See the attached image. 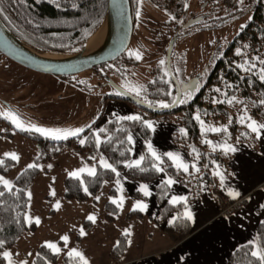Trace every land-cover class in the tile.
<instances>
[{"label":"trees","instance_id":"16d2710c","mask_svg":"<svg viewBox=\"0 0 264 264\" xmlns=\"http://www.w3.org/2000/svg\"><path fill=\"white\" fill-rule=\"evenodd\" d=\"M220 2L221 7L217 11H215L217 7H214V3L208 2V12L217 16L212 21L208 20L205 23L206 28L217 27L239 15L245 16L242 24L245 27L241 29L240 26L227 40L214 45L207 57L206 77L200 89L196 94L192 93L191 99L187 103H177L166 111H152L146 108L140 109L122 96L106 95L103 101L105 102L107 99L122 100L128 106L140 109L137 115L141 116L142 120L152 118L166 121L177 125L181 130L183 129V132L171 135V141L183 152L189 162H194L197 165L199 171L182 174L164 156H161L163 162L160 166L164 168L167 175L187 186L186 200L192 199L198 194L199 182L204 181L218 208L222 209L230 205V211L238 208L243 203V199L233 204H231L232 200H223L218 195L216 181L212 175L214 165L223 166L229 158V154L209 147L204 141L207 138H218L234 143L251 142L253 136L246 127L247 121L241 123L240 117L246 115L252 120L264 123V104L261 103L264 101V81L259 78V69L264 65H261L258 60H253L254 57H259V60L264 61V4L262 0H243V3L240 0H220ZM181 4L182 0H175L176 14L180 10ZM0 7L5 9L4 15L9 17L8 20H4L0 16V20L14 36L33 48L51 53L67 54L78 50L86 37L99 24L105 9V0H0ZM237 49L240 50L239 54ZM124 58L123 52L116 60ZM246 61L256 64V67L251 70L241 68L240 65H245ZM150 84L152 85L149 87L148 93L150 92L149 95L153 97L149 103L156 104L152 102L155 101L159 105L161 101L169 104L172 102V96L168 95V87L163 84V81L161 84H157L156 81ZM217 88L221 91L216 92ZM224 93H227V98L235 96L237 102L232 104L215 103L214 100L224 101L226 99ZM99 112L102 113V110ZM197 114L200 115L199 121L195 119ZM97 117L88 124L91 125L90 129L84 127L85 132L80 135V139L86 138L83 145L80 144V139L77 140L78 137L55 140L35 131L13 129L36 143V154L31 163H45L50 158L67 151L79 153L85 161H89L90 157L98 152L116 167L117 172L122 173L128 179L136 181L155 179L157 171L153 164L159 162L155 161L145 150H142L141 155L145 157L141 163V167L146 169L145 171L126 166L129 157L127 134L135 130L142 141H145L149 136L146 125L142 121L118 120L116 116L107 115L101 123L95 126ZM200 121L204 122V127L227 126V132H204ZM0 126L12 128V125L1 117ZM101 128L105 129L103 133H100L104 142L98 149L93 133L98 132ZM2 134L9 137L6 132ZM38 156L39 158H37ZM0 158H4V156ZM4 159L5 164L0 166V175H5L13 165L12 160ZM94 166L97 170L95 176L81 174V179L88 187V193L91 194L83 191L80 179L65 176L62 179V197L64 199L83 201L90 198L93 201V196L103 181L110 182L107 193L109 196H113L115 173L103 169L97 164ZM37 172L38 168L28 169L27 166L19 170L11 180L12 192H8L0 185V191L5 193L0 197V240L4 241L3 246H0V251L9 248L22 232L33 229V224L26 223L24 219L27 201L25 189ZM166 188L165 182H158L154 186V196L159 210L153 220L160 225L162 233L168 240L171 243H176L188 234L190 227L187 219L180 213L181 202L169 204L163 200ZM103 210L104 219L111 222L117 211L116 205L111 201H105ZM170 212L174 213L173 218L166 222L165 217ZM124 217L126 219L138 218L140 212L129 210L124 214ZM81 227L86 231L89 227L88 222L83 220ZM253 242L255 243L246 242L233 248L227 255V264H257V260L251 256V252L257 246L264 247V219L258 221L254 226ZM125 243V233H120L115 237V242L108 251V258L112 264L120 262V255L124 250ZM58 247L61 249V243H58ZM57 256V253L52 252L43 244H39L35 247L34 256L28 264L52 263ZM59 261L60 264H81L76 257L69 256L67 253H61ZM0 264H4L1 256Z\"/></svg>","mask_w":264,"mask_h":264},{"label":"crops","instance_id":"0c3cea01","mask_svg":"<svg viewBox=\"0 0 264 264\" xmlns=\"http://www.w3.org/2000/svg\"><path fill=\"white\" fill-rule=\"evenodd\" d=\"M262 2L264 4V0ZM104 104L107 108L104 110L103 118L107 117L106 115L118 117L138 114L137 110L131 108L122 100L107 99ZM126 111H130V114ZM145 120L152 121L153 128H148L149 136L145 141H142L137 131L129 132L133 136L134 143L129 145L131 151H129L126 163L138 159L142 155V150L151 155L148 152V143L150 142L157 154L167 158L174 167V162L164 153H179L182 160L189 165V171H195V168L192 167L195 163L189 162L170 138L171 135L181 132V128L166 121L152 118H146L142 121ZM246 127L253 136L251 142L234 143L218 138L205 139V141L210 142L206 143L209 147L229 154V158L223 166L214 165L212 175L216 181L218 195L223 200H232L231 204H233L243 199V203L234 210L229 211L230 205L222 209L218 208L204 181L199 182L198 194L192 199L186 200L187 186L165 172H157L156 178L150 181L128 179L119 172V177L114 174L113 196H109L107 193L110 182L106 181L105 183L103 181L93 196V201L90 198L83 201L64 199L62 197L63 177L69 176L68 173L71 171L92 167L95 164L99 165L101 154L98 152H95L89 161H85L81 154L68 151L50 158L45 163H40L41 167L38 168L37 174L27 185L25 193L38 179L37 188H42L41 196L47 197L49 195L45 189L51 184V181L54 179L59 182L63 200L60 202L61 207L57 209L56 214L52 208H49L52 211L51 214H46L55 217L59 225L55 228H59L60 232L64 233L63 235H68L69 240L72 242L70 250L75 248L82 252L89 264H109L104 253L113 244L116 235L125 233L126 229H130L131 236L126 235V244L120 256L119 264H227V255L233 248L242 243L253 242L254 226L258 221L264 219V130H261L258 137L256 133L251 132L247 123ZM26 141V138L17 134H11L9 138L0 134V145L19 149L24 148L23 151L30 155L27 158L20 157L18 162L12 161L14 170L28 166L36 154V144ZM225 142L235 150L226 151L223 147ZM3 154L4 151L0 150V156H3ZM92 157L96 159H92ZM62 163L68 165H62ZM178 170L182 174L188 173H185L182 169ZM216 172L223 175V181L219 175L215 174ZM168 178L173 179L175 183L166 185L163 200L173 204L171 203L173 197H183L184 199L178 200V203L181 202L180 213L187 219L190 227L188 234L176 243H171L162 233L160 225L153 220L158 215L159 210V205L154 196V186L158 182H165ZM117 179L120 180L119 185L116 183ZM142 184L148 185L150 195L145 196L140 191ZM234 192H238L239 195L233 196L230 194ZM97 196L100 197L98 201L95 199ZM120 197L124 199L123 208H118L115 204L117 211L114 218L111 222H107L103 216L104 202L111 201V199L118 200ZM49 199L50 197L47 198V200ZM138 201L147 204L146 210H138L140 212L138 218L126 219L124 214L129 210H133ZM186 212H191V219L187 218ZM90 214L97 215L96 224L89 221L90 226L86 231L87 235L81 236L79 234L75 238L74 234H78L75 231L78 230L80 222L87 219ZM173 215V212L167 214L165 221H171ZM111 226H114V232L109 230ZM34 230L35 226L33 224L32 230L22 232L7 248L6 251L12 253V260L15 264H19L21 261L29 263L34 256L35 247L39 244H45V240H38L37 243L39 244L35 243L34 249L25 251V245ZM50 240H52V237L48 239V241ZM70 250L67 248L65 252L69 253ZM0 256L4 264H8L7 260L2 255ZM47 264L59 263L54 261Z\"/></svg>","mask_w":264,"mask_h":264},{"label":"rangeland","instance_id":"374dc122","mask_svg":"<svg viewBox=\"0 0 264 264\" xmlns=\"http://www.w3.org/2000/svg\"><path fill=\"white\" fill-rule=\"evenodd\" d=\"M194 3L195 0L186 1L187 9L189 11L194 10ZM138 13L139 15H137ZM141 15L146 16V18H149L152 21H157L160 19L159 10L156 9L154 4L148 0H137L136 20L138 24L139 20L141 19ZM244 20L245 16L239 15L232 18L231 20L225 21L213 29L188 31L184 35H181L179 38H177L173 47L171 48V56L173 54L181 58L184 73L187 74L199 71L206 63L208 54L211 52V47L217 42L222 43L223 41L227 40L243 24ZM141 36L142 39L139 41V45L136 48H134L132 36L129 46L127 47L128 51L131 53H137L138 51L142 57L138 64L130 68L129 74L127 76H123V78H125V80L129 82L131 86L141 84L148 77L147 69L151 64V60H146L151 52L149 45L151 43L148 39V34L146 33L144 35L141 33ZM161 36L162 33L160 34L159 38ZM155 42L158 45L160 44V42L157 40H155ZM20 70L21 69L17 66H7L5 62L0 61V112H14L18 115L20 121L23 122L25 127L29 125H36L43 128L75 129L87 126L97 116L100 117H97V121L94 124L95 126H97L100 121H103L106 118H103L104 116L102 115L104 114V110L107 107L104 104L101 95L98 93L103 90L110 91L111 89L106 85H96L97 78L93 76L88 77L86 70L76 73V78H74V76H70V78H65V76L55 77L51 74L42 73L37 76L30 77L29 79L26 78V75L28 74H25L26 72L20 74L22 76L21 77L18 74ZM110 78L114 83L123 87L124 90L126 89L130 91L127 85L122 82V80L114 76H110ZM131 108H134L137 110V112H140V109L136 107ZM100 110H102V113L99 112ZM126 113L130 114V111H126ZM1 116L10 122L12 128L0 126V134L3 135L2 133L6 132V134H9V137L11 134L20 135L13 129L17 127L11 122V120L3 115ZM22 137L26 138V140L30 143H35L25 136ZM79 139L80 136L77 138V140ZM21 149L17 147L11 148L0 145V150H3L4 153L5 151L8 153L15 152L18 154L19 158H27L28 156L30 157L27 152L23 151L24 148ZM62 165L68 164L62 163ZM20 169L21 168L14 170L12 166L5 175L0 176H3L11 181V178H13V176ZM37 184L38 179L35 181L34 185L26 190L27 193L25 194L27 196V203L24 217H39L41 222L39 225L33 223L35 230L32 232L29 241L25 245V251L34 249V244L37 243L38 240L48 241V239L52 237V240H50L51 242H54L57 245L58 243H61V251L57 253L58 256L54 260L60 264L59 255L61 253L68 254V252H65V250L67 248L70 250L72 247V242L69 240L67 246H65L64 242L60 240V237L63 236L64 233L62 234L59 228H55L56 226H59L58 221L55 220V217H50L47 215L51 214L52 212L49 210V208H52L56 214L57 209L54 207V205L57 201H63L61 197L60 184L58 181L53 179L51 184L48 185L47 189H45L46 193L49 195L47 197L41 196L42 188L38 189ZM53 190L55 191V195L50 194ZM28 192H31L30 199L28 197ZM48 197H50L49 200H47ZM95 216L96 221L94 224L97 222V215L95 214ZM84 220L87 221L88 226H90L89 220ZM82 221L80 222L78 230L75 231L78 234L73 233L75 238L80 234L79 230L81 228ZM26 223L28 222L26 221ZM115 227L118 228L119 226ZM88 229L86 231H88ZM109 230L114 232V226L109 227ZM109 248L105 251L104 255L109 261V264H112L108 258ZM6 250L7 249H3V251ZM253 250H255V248ZM3 251L1 250L0 253Z\"/></svg>","mask_w":264,"mask_h":264},{"label":"flooded vegetation","instance_id":"af4514ba","mask_svg":"<svg viewBox=\"0 0 264 264\" xmlns=\"http://www.w3.org/2000/svg\"><path fill=\"white\" fill-rule=\"evenodd\" d=\"M127 1L129 5V14H130V19H131L130 39L132 36L134 48H136L139 45V41L142 39L141 33L144 35L147 33L148 39L151 43V44L148 43L150 45L151 52H150V55H148L149 57L146 58V60H151V64L149 65V68L147 69L148 77L141 84L136 85V86H131L130 83L127 82L125 78H123V76H127L129 74L130 68H132L134 65L139 63V60H136L135 56L131 55L130 54L131 52L128 51L127 49V47L129 46V43H128L124 51L125 58L123 60L117 61L115 58L114 60L110 62H105L99 65H95L87 69L88 71L86 73L88 77L93 76L97 78L96 85H106L112 90V91L111 90L110 91H107V90L100 91L98 94L101 95L102 100L105 99L106 95L120 96L116 92V89H115V86H116V87H119L124 92L134 96L135 98L139 99L142 102L147 103L150 106L152 105L155 107H160L155 101H152V102L156 104L149 103L151 101L150 100L151 97H153L149 95L150 92L148 93V89H150L149 87L152 85L150 84L152 81H156L157 84H161L163 81V84L166 87H168L167 91L171 92V96H172L171 100L173 101L174 96H175V91H176L174 84L176 83L179 89L180 84H185V82L191 77H195V81L192 87H188L183 90H180L178 98H181V97L184 98L188 92L196 94L198 90H196L194 86L196 84H199L201 87V84L203 83L206 77V71H207L206 63L203 65V67L199 71L186 74L183 71L181 58L173 54L171 56V48L173 47L177 38H179L181 35H184L186 32L191 31V30L207 29L205 26V23L208 20L212 21L217 16L216 14L211 15L210 14L211 12H208L207 4L208 2L210 3L213 2L214 7H217L215 8V11H217L221 7L220 0H195L194 10H191V11L187 9V6H186L187 0H182V4H181L182 6L177 14L175 10L176 9L175 0H148V1H151L154 4V7L159 10L160 19L157 21L155 20L152 21L149 18H146V16L141 15L139 24L137 23V20H136L137 19L136 17L137 0H127ZM173 17L175 19H173ZM209 29H213V28H209ZM161 33H162V36L159 38ZM154 38L155 40L160 42L159 45L155 42ZM214 45L211 47V50L213 49ZM161 60L165 61L163 65L160 64ZM0 61L5 62L7 66L19 67L21 70L20 72H18V74L20 75L26 72L25 74L28 73L26 75V78L28 79L30 77H34L39 74H42L40 72L30 70L28 68H25L13 62L12 60L6 58L1 53H0ZM207 61H208V58H207ZM177 69L179 71H177ZM70 76H74V78H76L75 74L65 76V78H70ZM110 76H114L122 80V82H124L129 89L132 87L143 86L144 90L141 91V94L138 96L134 92L128 91L126 89L124 90L123 87L114 83L111 80ZM55 77H64V76H55ZM152 111H155V110H152ZM0 117L3 120H7L1 115Z\"/></svg>","mask_w":264,"mask_h":264},{"label":"snow or ice","instance_id":"6c2138e0","mask_svg":"<svg viewBox=\"0 0 264 264\" xmlns=\"http://www.w3.org/2000/svg\"><path fill=\"white\" fill-rule=\"evenodd\" d=\"M241 3H243V0H240ZM187 6V5H186ZM5 13V9L3 7H0V16L3 17L4 20H8L9 17L7 15H4ZM139 15V13L137 14ZM173 19H175L173 17ZM249 19H251V17H249ZM245 27V25H241V29H243ZM237 53H240V50L237 49ZM131 55L135 56L136 60H140L141 54L140 53H130ZM253 60H258L260 62L261 65H264V61L259 60V57H254ZM165 63L164 60L160 61V64L163 65ZM247 65V67H245ZM241 68H245V70H251L254 69L256 67V64L250 62V61H246L245 65H240ZM177 71H179L177 69ZM259 78L264 81V67H261L259 69ZM152 83H155V81H152ZM200 87L199 84H196L194 86V88L196 90H198ZM231 87V86H230ZM131 92H134L136 95H140L141 91H143V86H139V87H132L129 89ZM216 92H220L221 90L219 88L215 89ZM168 95H171V92L168 93ZM226 99L224 101H216L214 100L215 103H223V102H227L229 104H232L233 102H237V98L235 96H232L231 98H227V93H224ZM192 93L188 92L187 95L184 98H174L172 101V104L169 103H165V102H160L159 106L161 108H169L177 103L179 104H184L187 103V101L189 99H191ZM262 104H264V101H261ZM245 112H246V108H245ZM0 115L5 116L6 118L10 119L11 122L19 129L21 130H25V131H35L37 133H40L46 137H51L52 139L55 140H67L69 137H79L82 133L85 132V128L84 127H79V128H75V129H61V128H43V127H38L36 125H29L27 127H25V125L23 124V122L20 121L19 117L17 114H15L14 112L11 111H6V112H0ZM118 120H127V121H142V117L139 115H128V116H118L117 117ZM196 120H200V115L197 114L195 117ZM240 121L241 123H244L247 121V126L248 128L251 130V132L256 133L257 136L259 137V135L261 134V130H264V123H258L255 120H252L251 117L246 116V115H242L240 117ZM147 128L152 129L153 128V122L152 121H142ZM201 125H202V129L204 132H227V126H222V127H204V122L200 121ZM89 129L91 128V125L86 126ZM105 131V129L101 128L98 130V132L93 133V135L95 136V145L96 147L99 149V147L101 146V144L104 142L101 139L100 133H103ZM182 132L184 131L183 129L181 130ZM86 138H81L79 140L80 144L83 145L85 143ZM126 142L131 145L134 143L133 141V136L131 133H129L126 137ZM205 143H210L209 141H204ZM223 147L225 148L226 151H234L235 149L232 148L231 145L227 144L225 142V144L223 145ZM128 151H131V148L128 149ZM193 151H195V149H193ZM148 152L151 153V156L155 159V161H158L159 163H154L153 167L155 168V170L157 172H164V168L160 166V164L163 162L161 159V156L157 154V152L153 149L152 144L149 142L148 143ZM123 155V153H122ZM165 156H167L169 159H171L174 164L175 167L177 169H182L185 173L189 172V165L187 163H185L180 154L179 153H173V152H168V153H164ZM4 158H8L12 161H19V156L18 154H16L15 152H11V153H4L3 154ZM197 156H199V153H197ZM4 158H0V166H3L5 164V159ZM39 158V156L37 157ZM92 159H96L95 157H92ZM145 157L144 156H140L138 159H135L131 162H127L126 166L131 168V167H136L139 168L140 171H145L146 169L141 167V163L144 161ZM99 165L103 168V169H107L110 170L111 172L115 173L117 177L120 176V173L117 172L116 167H114V165L112 163H110L103 155L100 156L99 158ZM28 169H33V168H40L41 166L37 163H31L28 166ZM49 167H51V165H49ZM193 168H195V170L198 172L199 168L196 167L195 164L192 165ZM82 173H87V175L89 176H95L97 174V170H96V166H92V167H85V168H80L78 170H74L68 173L69 176L80 179V183L81 185H83V191L85 193H88V187L86 185H84V181L83 179H81V174ZM216 175H219L221 177V180L223 181V175L220 172H216ZM106 183V181H105ZM117 185L120 184V180L117 179L116 181ZM173 183H175V181L171 178H168L165 181L166 185H172ZM0 185H3L4 188L8 191V192H12L13 191V185L11 183V181H9L8 179H6L3 176H0ZM140 191L143 192V194L145 196L150 195L149 192V188L148 185L146 184H142L140 186ZM5 193L3 191H0V197H2ZM51 195H55V191L53 190L51 193ZM89 195L91 193H88ZM233 196H238L239 193L238 192H234V193H230ZM28 197L29 199L31 198V192H28ZM95 199L98 201L100 199L99 196L95 197ZM184 199L183 197H173L171 200V203L176 204L178 202V200H182ZM111 203L116 204L118 208H123V203H124V199L123 197H120L118 200L117 199H111ZM54 207L56 209H59L61 207L60 202L57 201L56 204L54 205ZM147 208V204L138 201L135 205H134V209L133 210H140V211H144ZM185 215L187 216L188 219L192 218V214L191 212H186ZM26 221L31 224V223H35L37 225L40 224V218L39 217H30V216H26L25 217ZM87 219L93 223H95L96 221V216L95 214H90L87 216ZM80 235L81 236H86L87 233L84 231L83 227L80 228ZM125 235L127 236H131V231L130 229H126L125 230ZM60 240H62L65 244V246H67L68 241H69V237L68 235H63L60 237ZM130 242V241H129ZM119 243V242H117ZM250 243H255V242H250ZM4 241L0 240V246H3ZM45 247L51 249L54 253H59L61 251L60 247H58V245L54 242L51 241H46L44 244ZM0 255H2L8 262V264H15V262L12 260V253L9 251H4L3 253H0ZM29 255H31V253H29ZM38 255V254H37ZM69 256H74L76 258L79 259V261L81 262V264H89V261L84 257L83 253L80 252L79 250L73 248L70 250V252L68 253ZM251 256L255 257L257 260V264H264V247H260L257 246L255 248V250H253L251 252ZM19 264H28L27 261H21L19 262Z\"/></svg>","mask_w":264,"mask_h":264},{"label":"water","instance_id":"95a60500","mask_svg":"<svg viewBox=\"0 0 264 264\" xmlns=\"http://www.w3.org/2000/svg\"><path fill=\"white\" fill-rule=\"evenodd\" d=\"M101 25L106 30L105 39L101 47L93 51H85L87 39ZM131 19L127 0H105V9L99 24L86 37L82 46L72 53L59 54L42 51L27 45L25 42L14 36L0 20V53L13 62L30 70L51 74L54 76H69L87 70L92 66L110 62L122 54L130 40ZM21 45L31 51L46 53L53 57H46L34 52L25 50ZM195 77L189 78L185 84H174L176 89L174 98H178L179 91L192 87ZM115 86V85H114ZM118 95L130 100L140 108L152 109L155 111H166L169 108L150 106L134 96L116 87ZM172 104V102L170 103Z\"/></svg>","mask_w":264,"mask_h":264},{"label":"bare ground","instance_id":"6f19581e","mask_svg":"<svg viewBox=\"0 0 264 264\" xmlns=\"http://www.w3.org/2000/svg\"><path fill=\"white\" fill-rule=\"evenodd\" d=\"M105 34H106V30H105L104 26L101 25L100 27H98L96 29V31L87 39L85 51L88 52V51H93V50L99 49L104 42ZM21 46L25 50H28L30 52H34V53H37V54H40V55H43L46 57H53V55H48L46 53H39V52L31 51V50H29V48H27L23 45H21Z\"/></svg>","mask_w":264,"mask_h":264}]
</instances>
